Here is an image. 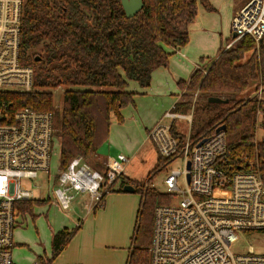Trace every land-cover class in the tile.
Returning <instances> with one entry per match:
<instances>
[{"label": "trees", "instance_id": "1", "mask_svg": "<svg viewBox=\"0 0 264 264\" xmlns=\"http://www.w3.org/2000/svg\"><path fill=\"white\" fill-rule=\"evenodd\" d=\"M143 2V9L128 18L121 0H25L20 61L34 68L35 90L0 93V106L5 104L11 114L29 108L52 112L60 119V171L77 157L92 168L106 171L98 151L109 138L112 115L122 122L120 111L135 104L137 92L129 90L131 83L148 89L153 74L167 68L171 57L190 42L189 27L198 17L199 5L215 11L209 0ZM232 41L230 38L228 44ZM253 81L259 83L258 92L264 84V43L258 50L254 40L247 37L229 49H221L208 66L196 69L189 81L178 85L190 93L189 98L198 93L204 100L202 119L190 140L207 139L225 127L228 160L236 167L253 164L264 179V137L257 139L260 115L264 130V100L240 97ZM61 87L67 89L58 110L51 90ZM211 97L228 103H209ZM192 106L191 100H185L175 108L184 114ZM172 133L181 143L187 139L174 126ZM169 163L158 156L155 169L145 180L134 182L124 176L119 189H115L116 183L109 192L122 193L124 186L132 185L141 196L126 264H151L155 209L170 202L168 196L151 187V182ZM107 195L102 196L94 212L105 206ZM46 201L24 203L20 210L32 214L35 206ZM80 229L79 225L58 231L52 239V258L42 259L41 264H52Z\"/></svg>", "mask_w": 264, "mask_h": 264}, {"label": "built area", "instance_id": "2", "mask_svg": "<svg viewBox=\"0 0 264 264\" xmlns=\"http://www.w3.org/2000/svg\"><path fill=\"white\" fill-rule=\"evenodd\" d=\"M25 0H0V93L35 90V70L20 61L21 24ZM237 38H251L258 50L264 43V0H248L231 24ZM183 56V55H182ZM256 92L263 101L264 86ZM198 97V93H196ZM194 110V107H193ZM261 116V115H260ZM259 116V117H260ZM170 125L150 132L158 156L182 161L183 172L171 171L164 181L168 204L155 209L151 264H264V254L252 248L232 251L241 237L264 236V179L253 164L236 167L227 158L224 131L181 143L172 133L177 120L193 122L175 106L165 114ZM52 112L29 108L13 114L0 106V264H13L14 231L23 225L20 206L36 200L40 177L56 186L53 196L62 210H70L77 195H88L95 206L125 176L124 155L109 158L106 171L94 170L75 158L66 170L51 175L54 138ZM201 144V145H200ZM57 177V179H56ZM182 179V184H180Z\"/></svg>", "mask_w": 264, "mask_h": 264}, {"label": "rangeland", "instance_id": "3", "mask_svg": "<svg viewBox=\"0 0 264 264\" xmlns=\"http://www.w3.org/2000/svg\"><path fill=\"white\" fill-rule=\"evenodd\" d=\"M217 1L219 4H217L216 13L204 11V7L200 5L199 23L203 29L197 23L191 26L190 42L180 50L179 54L171 57L170 64L165 70L169 74L168 77L160 73L161 71L156 73L152 77L151 90L137 95L135 105H128L122 110L123 121H117L115 117L111 120L109 138L100 147L101 152L99 153L107 159L118 157L121 154L129 159V162L124 166L125 175H128L131 180L135 179L134 182L145 180L157 164L158 157L150 138V132L159 124H171L170 120L165 118V114L173 110L182 94L177 82L172 84V76L178 81L189 80L197 65L202 63V59L213 61L221 49H226L228 41L232 38L231 24L234 7L242 0ZM207 15L211 20H207ZM261 85L264 86V84ZM258 86V82H251L249 89L240 97L251 96L253 91L256 92ZM66 89L61 87L51 90L54 94V106L58 110L62 109L63 95ZM129 90L143 92L137 83H131ZM183 92V96L185 95L183 100H191L193 105L183 112L184 114L191 113L193 122L190 124L187 121L179 120L177 124H180V128L188 136L195 132L198 121L202 119L201 103L204 100L199 95L196 97V93L189 98L190 93L185 90ZM195 105L197 107L193 110ZM258 120L257 139L261 141L264 137V130L261 127V117H258ZM60 128V119L55 117L51 160V175L55 176L60 172L61 164ZM100 161L103 164L105 160L101 158ZM92 169L104 172L102 169ZM183 169L182 161L170 162L153 177L151 187L165 192L164 181L168 174L171 171L183 172ZM179 182L182 184V179ZM39 184L41 185L40 189L34 192L35 199L47 201L42 206H35L32 214L27 213L24 216L23 225L15 229L13 237L17 244L13 251L15 264H41L42 259H45L44 261L51 259L53 234L59 231L63 225L69 223V220H73L77 225L82 222L83 218L89 216H93L95 219L85 227L78 242L79 249H75L74 245L73 247H71L72 245L68 246L67 258L63 259L60 255L53 261V264H72L76 259H81L85 264L127 263L141 202V196L138 193H108L105 209L99 208L95 212V203H91L89 196L79 194L71 209L65 211L60 209L53 196L56 186L48 184L42 176ZM88 210H90L89 214ZM250 248L256 254L263 255L264 236L254 234L249 238L241 237L233 246L232 251L237 254H245Z\"/></svg>", "mask_w": 264, "mask_h": 264}, {"label": "crops", "instance_id": "4", "mask_svg": "<svg viewBox=\"0 0 264 264\" xmlns=\"http://www.w3.org/2000/svg\"><path fill=\"white\" fill-rule=\"evenodd\" d=\"M248 0H242L241 2H240V4H238L237 6H235L234 7V14H233V17H232V20H233V18H234V16L236 15V13L238 12V10H239V8L245 3V2H247ZM209 2H210V4L213 6V8L215 9V11H214V13H216L217 12V4H219L218 3V1L217 0H209ZM199 7H200V5H199ZM204 11H207L206 9H204ZM200 16H201V11H200V8H198V17H197V19H196V21L193 23V25H191V26H194L196 23L197 24H199L200 26H201V24L199 23L200 21ZM206 18H207V20H211V18H209V16L207 15L206 16ZM191 26L189 27V33H190V28H191ZM201 28H202V26H201ZM203 29V28H202ZM180 53V51H178L176 54H179ZM184 55V54H183ZM184 57V56H183ZM208 64H209V61H204L203 59H202V63L201 64H199V65H197V67H196V69H198V68H204L205 66H208ZM168 68V67H167ZM167 68H165L164 70L162 69H160V70H158V71H156L155 73H154V75L153 76H155L156 75V73H159L160 71V73H163V75H165V76H167L168 77V75L169 74H167L166 73V71L165 70H167ZM195 69V70H196ZM194 70V71H195ZM171 74V73H170ZM192 74H193V72H192ZM192 76V75H191ZM174 76H172V79H171V81H172V84L173 83H176L177 82V85H178V83L180 82V81H186V80H180V81H178L177 79H175V78H173ZM176 81V82H175ZM187 81H189V80H187ZM186 81V82H187ZM168 83V81L166 80V84ZM151 84H152V82H151ZM150 87H151V85H150ZM148 88V89H145V90H143V92H137V91H132V92H137V95H139V94H144V93H147V90L149 91V90H151V88ZM180 88V87H179ZM181 90V89H180ZM184 90H181V96H179V94H176V96H179L180 97V99H179V101L177 102V103H175V105L176 104H178V103H182V102H184L185 100H183V97L185 96H183V92ZM256 92L255 91H253V93H252V95L250 96V97H253L254 96V94H255ZM136 95V96H137ZM136 96L134 97V103H135V98H136ZM135 105V104H134ZM174 105V106H175ZM122 110L120 111V114H121V116L123 117V115H122ZM113 117H115L116 119H117V121H119V119H118V117L116 116V115H112V117H111V120H112V118ZM177 121H179V120H177ZM177 121L173 124V126L175 127V130H176V132H178V133H180V134H183V135H185V136H187V134H185L184 132H183V130L180 128L181 126H180V124H177ZM111 124H112V121H111ZM152 140V139H151ZM153 142V141H152ZM153 146H154V148H155V150H156V147H155V145H154V143H153ZM99 152H101L100 150L98 151V155H99V159H104L105 161H104V163L106 162V160H108L107 159V157H105V156H102ZM156 153H157V150H156ZM115 157V156H114ZM114 157H111V158H114ZM157 157H158V153H157ZM125 177L126 178H128V179H131L130 177H128V175H125ZM132 180H135V179H132ZM120 182H118L117 184H116V186H115V188H118L119 189V187H120ZM115 193V192H114ZM116 193H119V192H116ZM123 193V192H122ZM125 193V192H124ZM119 197H121V196H119ZM90 198V197H89ZM90 200H91V198H90ZM91 203H92V201H91ZM106 203H107V199H105V206L103 207V210L105 209V207H106ZM94 207H95V205H94ZM61 209V208H60ZM90 213V210H88V214ZM26 216V215H25ZM24 219H25V217H23L22 218V221L24 222ZM84 219V218H83ZM82 219V222H80V223H78L77 225L73 222V220H69V223H67V224H65V225H63V227H61V229L60 230H62V229H64V228H70V229H73L72 227L74 226V227H77V226H81V229H80V231L76 234V236L73 238V240L71 241V243H70V245H69V247L71 246V247H73V245H74V248L75 249H79L78 248V242H79V239L81 238V236L83 235V233H84V230H85V227H87V225L91 222V221H93L94 219H93V216H89V217H87V218H85L84 220ZM81 221V220H80ZM70 224H74V225H70ZM59 230V231H60ZM58 232V231H57ZM57 232H55L54 234H53V236L57 233ZM17 244L15 243V245H14V248H13V250H12V256H13V251H14V249H16V246ZM52 245V244H51ZM69 247H67L60 255H62V258L63 259H66L67 258V253H68V249H69ZM71 249H73V248H71ZM70 251H72V250H70ZM15 255V254H14ZM59 255V256H60ZM58 256V257H59ZM15 258H16V256H14ZM14 259V258H13ZM15 260V259H14ZM14 260H13V264H15L14 263ZM53 264V263H52ZM72 264H85L83 261H81V259H76V261H74Z\"/></svg>", "mask_w": 264, "mask_h": 264}, {"label": "water", "instance_id": "5", "mask_svg": "<svg viewBox=\"0 0 264 264\" xmlns=\"http://www.w3.org/2000/svg\"><path fill=\"white\" fill-rule=\"evenodd\" d=\"M121 3H122L124 11L126 13V16L128 18H133L144 7L143 0H121ZM232 38L236 39L237 38L236 34H233ZM255 96H256V94H254L253 98ZM208 102L212 103V104H226V103H228V100H223V99L218 98V97H211V98H209ZM224 129H225V127L219 128V129H217L216 132L218 133L220 131H224ZM205 141H206V139H204L201 142V144L204 143ZM123 192H125V193H135L136 189L132 185H126L123 188Z\"/></svg>", "mask_w": 264, "mask_h": 264}]
</instances>
